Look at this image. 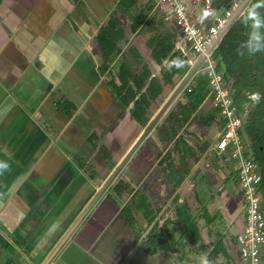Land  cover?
I'll return each mask as SVG.
<instances>
[{
  "label": "crops",
  "instance_id": "crops-1",
  "mask_svg": "<svg viewBox=\"0 0 264 264\" xmlns=\"http://www.w3.org/2000/svg\"><path fill=\"white\" fill-rule=\"evenodd\" d=\"M117 1L0 0V163L9 166L0 174V264L44 263L191 66L192 51L168 9L156 0H136L116 14L121 17L118 52L112 53L109 65L103 62L99 36L115 17ZM221 8L215 7V0L212 10L195 6L197 23L209 26ZM141 10L144 19L134 29L131 23ZM236 10L234 21L241 16L247 24L245 5ZM159 36L170 37L172 51L182 54L181 63L165 78L162 67L168 56L157 62L153 54ZM184 63L188 67L179 76L176 69ZM146 71L148 79L159 78L160 87L141 117L147 118L142 126L141 119L130 112L133 100L125 104L117 86L123 72L134 76ZM197 77L193 74L185 86ZM205 103L211 105V98ZM152 130L115 175L107 187L111 190L106 188L98 197L47 264H212L210 252H220L228 258L225 264H231L224 238L226 231H234L236 246V234L244 222L240 200L236 209H228L232 218L217 230L219 214L209 213L208 221L204 214L198 217L200 237L193 248L200 258L195 261L182 259L190 252L188 243L164 247L157 243L162 241L157 237L160 231L152 235L165 211L147 223L146 234L121 213L128 200L132 203L138 196L122 200L124 190L118 192L114 185L154 134ZM170 198L173 201V194ZM151 206L149 210L156 213ZM199 209L204 208L201 205L196 212ZM215 230L222 233L204 239L205 233L210 236L205 231ZM180 234L174 231L175 237ZM233 256L240 261L237 253Z\"/></svg>",
  "mask_w": 264,
  "mask_h": 264
},
{
  "label": "trees",
  "instance_id": "trees-1",
  "mask_svg": "<svg viewBox=\"0 0 264 264\" xmlns=\"http://www.w3.org/2000/svg\"><path fill=\"white\" fill-rule=\"evenodd\" d=\"M229 1L230 0H219L217 3L215 0V7H222L221 9H224ZM135 2L136 0H118L115 8L113 9L115 17H113L111 20L109 27L103 30L99 36L100 54L103 58V62L105 61L107 65H109L108 63H111L113 60V58H111L112 53L114 56V54L118 52L116 40L120 36V30L118 28L121 17L116 16V14H119V12L122 13L126 8ZM144 16V12L141 10L136 20L131 23L134 29L141 24ZM240 23H242L241 16L238 17L234 23H231L229 28L224 32L216 48L212 52L213 59H215V57L220 59L221 53L224 57L227 48H230L232 41L236 39L235 31ZM172 50L173 41H171L170 37L159 36L157 38L155 46L153 47V54L155 56H153L154 59L157 62H162V60L168 56L162 67V77L164 78L168 76L171 71H173L178 63H181L182 54ZM223 62L224 61L222 59L216 63L217 67L228 70ZM187 67L188 65H185V63L182 65L181 69L177 67L176 70L179 73V76L183 74ZM148 76L149 73L147 71L140 75L134 76L131 75L130 72H123V77L121 76L120 79L121 83L119 86H117V90L119 91L122 101L125 104H129L133 100V105L131 106L130 112L135 118L141 119L142 126L146 124L147 118L143 119L141 117L143 116L145 110L149 107V104L158 95L160 87V80L158 77L153 76L148 79ZM194 83L191 86L189 85L190 89H188L187 86H184L183 90L179 94L180 96L178 95V99L174 101L172 108L168 111L165 118L161 120L158 127V132L160 133L161 138L167 141V145L160 153L154 155L155 159L153 160L154 165L152 167L160 173H166V179L171 183L173 202L174 200H177L176 190L178 186L182 184L185 176L192 175V178L196 179L195 172L197 169V162L201 156L208 152L210 144L213 143L215 139H217L223 127L224 120L219 115V108L213 103L212 93L208 86L207 76L200 74ZM209 97L211 98V105H209V103H205V100H207ZM215 128H217L218 131L214 133L215 135L212 137V129ZM206 129L207 132L205 134ZM197 131L200 132L199 136L197 135ZM191 137H193L195 140H197L198 137L202 138L203 140L199 143H197V141L190 143L189 139ZM194 145H196V147ZM174 151L178 153V162H175L173 159L172 153ZM223 156L224 155L217 156L216 159L219 160L216 161L214 165L226 173L225 180H231L234 185V190L239 194L240 192L238 188L236 171L233 170L232 174L229 171V169L233 167V161H229V159L225 160L226 157ZM202 180H206L207 182ZM201 181L203 183H207L208 185L210 184L205 173L201 175ZM127 188L128 185L122 181H120L119 184L117 183L114 185V189L118 192L127 190ZM259 189L261 192L264 191V177L259 183ZM127 193L129 197L138 196L137 199H133L134 202L132 201L130 204L126 203L123 210L121 211L126 221L131 226L134 222L135 227L136 218L133 213L132 206L135 208H140L144 211V217L146 218L147 223H150L152 219L157 216L160 210L162 211V208L158 206L156 207V213L151 211V209L149 210V203L145 195L141 193L138 188H133L131 192L128 190ZM196 194L199 198L201 197L200 193ZM202 206L204 209H199L198 212L195 211L196 214L193 215L188 209L186 203H174L171 215H167L166 217L163 215V217L160 216L161 223L159 220L156 228L153 227L152 229V235L153 231H160L157 237L158 240L162 241H157V243L162 244L164 247H166L168 243L170 246L176 245V247L179 245L185 246L188 243L190 246L189 250L195 252L193 245L200 237V227L198 226L196 217H200L204 214L206 221L210 220L212 217L208 215V209L204 205ZM169 223H171L170 227L167 226ZM176 230L181 231V234L175 237L174 231ZM170 233H172V237ZM169 240L171 241L169 242Z\"/></svg>",
  "mask_w": 264,
  "mask_h": 264
},
{
  "label": "built area",
  "instance_id": "built-area-1",
  "mask_svg": "<svg viewBox=\"0 0 264 264\" xmlns=\"http://www.w3.org/2000/svg\"><path fill=\"white\" fill-rule=\"evenodd\" d=\"M168 9L180 29L183 40L188 44L194 58L192 64L202 56L200 74L208 78V86L215 106L219 108L223 127L220 135L210 144L208 152L216 156L224 155L233 161L236 171L243 226L236 234V253L242 264H264V210L261 207L259 183L261 172L258 164L247 155L244 142L239 133L240 118L236 112L229 86L223 70L218 68L212 51L208 50L214 38L228 24L233 13L240 6V0H230L227 6L213 18L212 23L200 26L194 16V7L203 5L212 10V0H156ZM190 89L189 86H187Z\"/></svg>",
  "mask_w": 264,
  "mask_h": 264
},
{
  "label": "rangeland",
  "instance_id": "rangeland-1",
  "mask_svg": "<svg viewBox=\"0 0 264 264\" xmlns=\"http://www.w3.org/2000/svg\"><path fill=\"white\" fill-rule=\"evenodd\" d=\"M124 21L128 23V19L126 17H122ZM128 26V25H126ZM127 29L130 31V29L127 27ZM129 37H131V34L129 32ZM145 50L147 51V43L145 42ZM124 51V50H123ZM128 52V51H127ZM202 68V65L199 66V69ZM200 71H197L194 73V76L200 75ZM161 119V118H160ZM157 122L154 130V134L143 144L140 151L137 152L133 158V160L130 162V164L127 166L125 172H123L120 178H118L117 181H124L125 184L128 185L127 190H124L122 192V200H125L128 196V190L131 192L133 188L135 187L136 181L141 179V182L138 184V189L141 193H143L146 197V199L149 201L150 206L151 203L155 207H161L162 211L164 212V217L167 215H171L174 203H186L188 206V209L190 210L191 214L195 215L196 210L201 205H204L211 215L213 213L219 214L218 217H216L218 220L217 226L215 229H219V227L222 226L223 222L226 220V222L231 219V215H228V209L237 207L238 201L241 200L240 196L236 191L234 190V185L231 180H225V172L219 169V167H215L214 163L218 161L219 159H216V155H214L211 152H206L205 155L201 156L199 161L197 162V169H196V179L192 178L191 176H185V178L182 181V184H180L176 190V201L174 202L171 200V183L167 181L166 179V173L165 172H158L155 168L152 166L153 160L155 159L154 155L157 153H160L163 148L166 147L167 141L163 140L160 136V133L158 132L159 125L161 120ZM214 128V127H212ZM197 135H200V132L197 131ZM207 132V129L205 130V134ZM215 129H212V137L215 135ZM199 139V140H198ZM197 140H195L193 137L189 139L190 143L193 141H197L199 143L202 141V138L198 137ZM196 147V145H194ZM173 159L175 162H178V153L174 151L173 153ZM224 157V156H223ZM225 160H228L226 158ZM230 161V160H229ZM229 163V162H228ZM134 164H138L137 168L134 167ZM134 170V171H133ZM230 173L232 174L233 169H229ZM205 173L209 185L206 180L201 181V175ZM195 180V181H194ZM226 181V182H225ZM119 182H117L119 184ZM108 189V188H107ZM111 190V188L109 187ZM108 189V190H109ZM196 193H200L202 197V201L199 199ZM132 199L128 200V204L131 203ZM139 201V200H138ZM152 207V206H151ZM133 208V213L135 215V225L137 228L140 229L144 234H146V231L148 229L147 220L144 217V211L140 208ZM223 214V216H222ZM226 215L227 219H226ZM237 215V214H236ZM235 215V216H236ZM225 217V219H224ZM235 220V218H234ZM196 221L198 222V217H196ZM200 223V222H198ZM200 225V224H199ZM205 231L209 232L210 236H208L207 233H205L204 239L209 240L212 239L215 235V233H222V231ZM179 231V230H176ZM227 235L224 238V243L226 244V247H228L229 252V260L231 264H242L240 261H238L236 256H233L236 254V246L234 245V231H226ZM226 255H228L226 253ZM179 254H173L174 259H178ZM233 257V258H232ZM187 259L188 261H191L192 259L199 260L200 256L197 255L195 252L190 251L189 253L186 252V254L183 255L182 259ZM207 260V259H206ZM228 260L227 257L222 255L220 252L214 253L210 252L209 254V260L212 261V264H225V262ZM187 261V262H188Z\"/></svg>",
  "mask_w": 264,
  "mask_h": 264
},
{
  "label": "flooded vegetation",
  "instance_id": "flooded-vegetation-1",
  "mask_svg": "<svg viewBox=\"0 0 264 264\" xmlns=\"http://www.w3.org/2000/svg\"><path fill=\"white\" fill-rule=\"evenodd\" d=\"M244 5L245 19L248 22L245 24L243 20L240 29L236 32L238 38L235 42L232 41L224 57L221 53L220 60L223 59L229 69L222 70L240 118L239 133L245 151L258 164L262 181L264 177V51L249 55L247 48H242L241 45L250 41L253 31H257L264 38V26L254 30L251 19V13L255 11L264 24V0H247ZM240 51L244 54L240 55ZM261 207L264 210V191L261 192Z\"/></svg>",
  "mask_w": 264,
  "mask_h": 264
},
{
  "label": "water",
  "instance_id": "water-1",
  "mask_svg": "<svg viewBox=\"0 0 264 264\" xmlns=\"http://www.w3.org/2000/svg\"><path fill=\"white\" fill-rule=\"evenodd\" d=\"M247 0H241V5H244V3ZM239 6V7H240ZM237 11V10H236ZM236 12L233 14L231 19L229 20L228 24L225 26V28L218 33V35L214 38L212 44L210 47H208L209 51H212L216 47L217 41L222 37L224 32L229 28L233 20L235 19ZM203 57L200 56L193 64H191L190 68L188 69L187 73L184 75V77L181 79V81L176 85L175 89L172 91V93L169 95V97L164 101V103L159 107V109L156 111V113L153 115V117L150 119V121L147 123V125L144 127L140 135L137 137V139L134 141V143L131 145V147L128 149L124 157L119 161V163L116 165V167L112 170L110 175L107 177L106 181L101 185V187L97 190V192L93 195L89 203L85 206L83 211L79 214L77 219L72 223L71 227H69L68 231L63 235V237L60 239L59 243L54 247L53 251L49 254L47 259L44 261L43 264H47L49 260L53 257L55 252L58 250L59 246L67 239V237L70 235L74 227L78 224V222L81 220V218L87 213L88 209L96 202L98 197L106 190V188L109 186L111 181L114 179L115 175L118 173V171L122 168L124 163L128 160V158L132 155V153L137 149V147L140 145V143L144 140L146 135L153 129V127L157 124L159 119L162 117L166 109L169 107V105L176 99V97L180 94V92L183 90L184 86L186 85L187 81L190 79V77L195 73L197 67L202 63Z\"/></svg>",
  "mask_w": 264,
  "mask_h": 264
},
{
  "label": "clouds",
  "instance_id": "clouds-1",
  "mask_svg": "<svg viewBox=\"0 0 264 264\" xmlns=\"http://www.w3.org/2000/svg\"><path fill=\"white\" fill-rule=\"evenodd\" d=\"M251 19L253 21L252 28L254 30L260 29L264 24L260 20L258 14L253 11L251 13ZM261 35L257 31H253L250 41L245 44L241 45L242 48H247L249 55H254L257 52L264 51V42H262ZM240 55H243V51L239 52ZM9 166L6 163H0V174H3L5 170H8Z\"/></svg>",
  "mask_w": 264,
  "mask_h": 264
},
{
  "label": "bare ground",
  "instance_id": "bare-ground-1",
  "mask_svg": "<svg viewBox=\"0 0 264 264\" xmlns=\"http://www.w3.org/2000/svg\"><path fill=\"white\" fill-rule=\"evenodd\" d=\"M187 84V83H186ZM242 137V136H241ZM254 160V159H253Z\"/></svg>",
  "mask_w": 264,
  "mask_h": 264
}]
</instances>
